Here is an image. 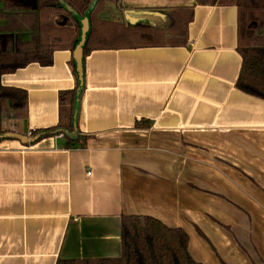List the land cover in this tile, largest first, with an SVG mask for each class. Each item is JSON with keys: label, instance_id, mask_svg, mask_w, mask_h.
<instances>
[{"label": "crops", "instance_id": "obj_1", "mask_svg": "<svg viewBox=\"0 0 264 264\" xmlns=\"http://www.w3.org/2000/svg\"><path fill=\"white\" fill-rule=\"evenodd\" d=\"M119 1L99 16L120 15L128 27H151L142 13L193 7L188 42L85 56L77 122L91 135L84 147L52 136L0 140V264L119 257L126 215L182 229L200 264H264V101L235 87L236 6ZM51 2L67 7L52 13L64 26L57 17L73 7ZM36 26L35 0H0V51L31 41ZM71 60L60 48L50 65L0 73V87L27 92L26 113H0V131L55 126L60 92L78 81Z\"/></svg>", "mask_w": 264, "mask_h": 264}, {"label": "trees", "instance_id": "obj_2", "mask_svg": "<svg viewBox=\"0 0 264 264\" xmlns=\"http://www.w3.org/2000/svg\"><path fill=\"white\" fill-rule=\"evenodd\" d=\"M37 3V35L29 42H21L16 50L0 51V73H12L31 62L50 65L55 49L71 51L80 39V18L74 26H57L52 13L67 7L52 5L51 0H35ZM111 1L121 7L119 0H93L80 16L87 17L89 30L83 45L84 58L96 49H122L141 46H185L188 42L187 28L193 19V7L171 9L166 15L142 13L140 17L150 20L147 27H124L117 21L97 17L106 3ZM198 5H234L237 8V52L241 65L235 87L237 90L264 101V0H196ZM60 37L53 43L52 37ZM74 74L75 66L71 60ZM84 90L77 81L73 89L59 94L60 116L55 126L35 129L30 137L33 144L47 136L62 134L65 148H82L91 135L78 130L80 98ZM27 92L20 88L0 87V113L24 115ZM0 131V140L3 139ZM121 254L116 258L59 259L56 264H200L188 253V236L180 228H170L159 220L145 215H126L120 221Z\"/></svg>", "mask_w": 264, "mask_h": 264}, {"label": "water", "instance_id": "obj_3", "mask_svg": "<svg viewBox=\"0 0 264 264\" xmlns=\"http://www.w3.org/2000/svg\"><path fill=\"white\" fill-rule=\"evenodd\" d=\"M81 27H80V39L78 43L75 45L74 49L72 50V58L74 61V66H75V72L77 76V80L79 81L80 84L83 82V45L86 40V34L89 30V21L87 17H84L80 21ZM1 137L3 138H10V139H16L22 144H29L33 141H35L36 137H30L27 136L26 134H22L19 132H14V131H7L4 132Z\"/></svg>", "mask_w": 264, "mask_h": 264}, {"label": "rangeland", "instance_id": "obj_4", "mask_svg": "<svg viewBox=\"0 0 264 264\" xmlns=\"http://www.w3.org/2000/svg\"><path fill=\"white\" fill-rule=\"evenodd\" d=\"M66 1L69 4H71V6L73 7L72 9L70 8L71 10H69V13L71 14L72 17L67 12H62L59 15V18L57 17V22H62V24H65L67 26H70V25L73 26L74 23H75L74 19H79L80 18V21H81L82 18L80 16H82V14L87 10V6H89L92 3L93 0H66ZM106 2H111V1H106ZM114 5H115V3H114ZM104 7H105V5H104ZM100 12L97 13V17L100 18V19H103L102 17L99 16ZM118 16H119V18L117 17V18H112V19H109V20L117 21L120 24H122L124 27H128L126 25V23L123 21L122 17L120 15H118ZM63 18H65L66 21H63ZM104 20H108V19H104Z\"/></svg>", "mask_w": 264, "mask_h": 264}, {"label": "built area", "instance_id": "obj_5", "mask_svg": "<svg viewBox=\"0 0 264 264\" xmlns=\"http://www.w3.org/2000/svg\"><path fill=\"white\" fill-rule=\"evenodd\" d=\"M26 135H27V136H30V135H31V132H28ZM58 137L61 138V137H62V134H59Z\"/></svg>", "mask_w": 264, "mask_h": 264}]
</instances>
